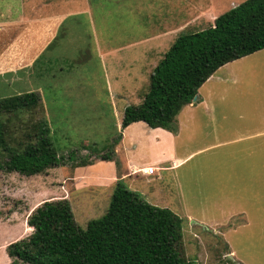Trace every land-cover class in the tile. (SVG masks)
I'll return each instance as SVG.
<instances>
[{
    "label": "rangeland",
    "instance_id": "rangeland-1",
    "mask_svg": "<svg viewBox=\"0 0 264 264\" xmlns=\"http://www.w3.org/2000/svg\"><path fill=\"white\" fill-rule=\"evenodd\" d=\"M46 1L58 5L65 0H0V6L30 3L46 5ZM91 1L92 20L94 17L96 28L102 34L110 36L112 31L115 35L117 32L122 41L142 32L135 18L138 0ZM234 1L240 3L244 0ZM116 18L118 25L112 26V20L114 22ZM66 22V34L59 41L65 51L60 55L55 48L56 58L38 83L50 101L47 111L51 117L46 120L50 136L58 155H63L69 167L65 173L57 170L58 166H52L31 176L0 171V264H9L5 246L33 230L27 231V215L45 200L67 198L70 194L72 184L65 177L73 173L78 176L68 201L77 225L84 228L88 221L105 213L117 181L112 184L100 178L118 175L120 170L124 171L123 166L129 172V163L138 167L150 165L146 170H155L152 174L138 172L120 181L148 203L168 208L182 218L181 249L187 259L194 264H264V258L256 254L264 246V234L259 238L262 234L260 228H257L259 236L249 237L250 234L245 233L254 225L246 227L238 211L241 207L250 206L239 200L242 190L232 186L249 180L251 174L238 172L237 168L241 164L242 149L245 146L250 149L249 146L259 142V138L241 142L239 136L245 132L237 133L239 136L223 135L224 118L233 115L228 109L217 108L212 113L214 123L207 122L201 128L202 132L193 133L184 129L179 134L182 136L174 144L175 158L182 160L178 165L174 158H153L164 141L143 122V128L130 127L129 132L133 133V138L117 147L122 133L120 122L123 110L128 105L140 103L139 92L145 88L147 90L149 75L139 72L136 77L129 78V83L123 88L120 84L116 86L111 73L107 77L105 70H101L96 62L93 51L94 30L88 28L81 17ZM200 29L184 25L167 30H151L152 33H164L152 43V61L157 56H163L179 33ZM241 60H244L239 65L243 67L246 93L241 92L239 100L243 102V95L244 103L260 94L264 98V49ZM123 63L126 64L125 61ZM125 69L119 72L124 75ZM53 76H56L55 79ZM106 83L117 88L107 89ZM18 87L1 78L0 98L26 93V90L22 93L15 91ZM133 88L136 90L133 91ZM116 92L121 96L116 98ZM44 115V107L39 102L28 113H4L2 121L7 126L9 140L12 143L26 140L24 135L29 137L32 124L39 119L44 120ZM197 116L202 117L200 111H197ZM109 150L113 152L112 160H102L95 156V152ZM226 150L236 152L239 157L223 160ZM81 159L91 160L93 164L80 167L70 165ZM254 160L253 156L247 157L243 164H253ZM110 166H113V173ZM243 217L249 219L251 214ZM228 247L234 251V259L228 257Z\"/></svg>",
    "mask_w": 264,
    "mask_h": 264
},
{
    "label": "trees",
    "instance_id": "trees-1",
    "mask_svg": "<svg viewBox=\"0 0 264 264\" xmlns=\"http://www.w3.org/2000/svg\"><path fill=\"white\" fill-rule=\"evenodd\" d=\"M261 49L264 0H244L205 28L179 33L151 70L147 90L139 92L140 103L124 108L121 128L142 121L175 132L176 115L219 67ZM38 102L36 92L0 98V171L31 176L67 164L44 120L32 124L26 140H9L3 114L28 113ZM112 151L95 156L112 160ZM90 164L81 159L70 165ZM26 220L33 230L5 246L9 264H194L181 249L182 218L148 203L120 180L105 213L84 228L77 225L66 198L41 202Z\"/></svg>",
    "mask_w": 264,
    "mask_h": 264
},
{
    "label": "crops",
    "instance_id": "crops-1",
    "mask_svg": "<svg viewBox=\"0 0 264 264\" xmlns=\"http://www.w3.org/2000/svg\"><path fill=\"white\" fill-rule=\"evenodd\" d=\"M185 1L138 0L136 5L137 16L135 18L139 22L142 32L137 36H132L122 41L117 32L115 35L112 31L110 36H108L97 30L94 17L92 20L93 5L90 0H78V2L65 0L58 5L51 4L50 1H46V5L37 3L13 6L2 5L0 6V79L3 78L4 82L19 85L15 91L22 93L26 90V92L38 93L39 104L44 107V120L46 121L47 118L51 117L50 112L47 111V104L50 101L47 100L48 96L45 95L38 81L42 74L47 72L53 64L56 58L55 48L60 55L63 54L62 51H65L59 41L66 34V21L68 19L81 17L85 20L88 28L94 30L92 31L93 51L96 62L101 67V70H105L107 77L108 73H111L116 86L120 84L121 88H123L124 85L129 83V78L136 77L139 72L149 75L162 56H157L152 61V43L164 33H152L151 30H167L169 28H180L184 25L202 29L213 23L218 15L239 4L238 1L234 0ZM223 2L224 4H222ZM113 24L118 25L117 18L114 22L112 20V26ZM95 33L97 36H95ZM153 57L156 56L153 55ZM242 58L219 67L198 88L196 100L185 105L176 115L175 132L159 127L151 128V131L164 141L162 147L153 154V158L156 160L174 158V162H177L176 164L178 165L182 160L175 158L174 144L182 136L179 134L184 129L193 133L196 131L202 132L201 128L205 127L207 122L214 123L215 120L212 113L215 109H228L233 116L224 118L223 135H237V133L245 132V134H239L240 136L237 135L241 142L259 138V142L249 146L250 149L246 146L242 149L241 164L237 168L238 172L251 174L249 180L239 184H232V186L235 189L239 188V190H242L239 200L250 206L241 207L238 211V215L242 217L246 227L254 225V228H249L245 233H249V237L259 236L257 228H260L262 234L259 238H261L264 234V141L262 140L264 136V98L260 94L244 103L245 95H243V102L239 100L240 93H246V87L243 86L246 84L243 80L241 69L243 67L239 65ZM123 68H127L124 75L119 72ZM132 71H137V73L133 74ZM55 77L53 76L54 79ZM106 87L110 90L117 88L112 87V84L109 85L108 83H106ZM134 90L136 89L133 88ZM120 96L119 92H116L115 97ZM197 111H200L202 117L197 116ZM223 117L225 116L223 115ZM144 124H142V121H138L121 128L122 133L116 146L125 145L127 139L131 140L133 138V133L129 132L130 127L143 128ZM235 139L229 138L228 140ZM236 156L239 157L236 152L226 150L223 160L226 158H232L233 160V157ZM250 156L254 157V163L251 164L249 162L250 164L246 163L244 165L243 163ZM149 166L138 167L134 163H129V166H127L129 172L123 166L124 171L120 170L118 175L110 178L101 177L100 180H108L113 184L116 180L124 179L128 176L132 177L138 172L147 174L145 170ZM68 167L65 164L56 167V169L61 171V173H65ZM110 167L113 173V166ZM77 177L74 173L70 177H65V180L70 179L72 184L69 190L73 191L75 188L73 184ZM72 191H69V195H71ZM69 195H67L66 199H69ZM249 214H251V218L245 220L243 216L248 217ZM31 230L32 227L27 226V231ZM259 249L260 251L256 254L264 258V246ZM228 250L230 253L228 257L232 258L234 251L229 247Z\"/></svg>",
    "mask_w": 264,
    "mask_h": 264
},
{
    "label": "built area",
    "instance_id": "built-area-1",
    "mask_svg": "<svg viewBox=\"0 0 264 264\" xmlns=\"http://www.w3.org/2000/svg\"><path fill=\"white\" fill-rule=\"evenodd\" d=\"M146 172H147V173H152L153 170H152V168H148V169L146 170Z\"/></svg>",
    "mask_w": 264,
    "mask_h": 264
},
{
    "label": "water",
    "instance_id": "water-1",
    "mask_svg": "<svg viewBox=\"0 0 264 264\" xmlns=\"http://www.w3.org/2000/svg\"><path fill=\"white\" fill-rule=\"evenodd\" d=\"M195 100H196V96L193 97V101H195Z\"/></svg>",
    "mask_w": 264,
    "mask_h": 264
}]
</instances>
